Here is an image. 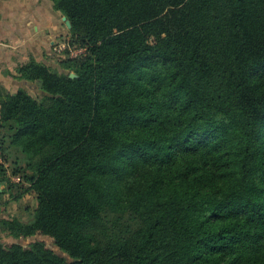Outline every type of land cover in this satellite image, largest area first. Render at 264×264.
<instances>
[{
    "label": "trees",
    "instance_id": "1",
    "mask_svg": "<svg viewBox=\"0 0 264 264\" xmlns=\"http://www.w3.org/2000/svg\"><path fill=\"white\" fill-rule=\"evenodd\" d=\"M50 2L43 95L0 91V184L36 194L0 264H264V0Z\"/></svg>",
    "mask_w": 264,
    "mask_h": 264
},
{
    "label": "crops",
    "instance_id": "2",
    "mask_svg": "<svg viewBox=\"0 0 264 264\" xmlns=\"http://www.w3.org/2000/svg\"><path fill=\"white\" fill-rule=\"evenodd\" d=\"M62 16L50 0H0V91L22 87L31 94V86L38 87L16 68L31 56L48 64L52 47L68 32Z\"/></svg>",
    "mask_w": 264,
    "mask_h": 264
},
{
    "label": "rangeland",
    "instance_id": "3",
    "mask_svg": "<svg viewBox=\"0 0 264 264\" xmlns=\"http://www.w3.org/2000/svg\"><path fill=\"white\" fill-rule=\"evenodd\" d=\"M64 16V15H63ZM63 24V23H62ZM64 25V24H63ZM59 40V39H58ZM52 49V48H51ZM54 51V50H53ZM51 51V54L47 57V63L51 66H57L58 56L62 55L61 51H55V53ZM68 53L70 56L77 55L80 53V48L76 47H69ZM31 94L32 96L36 97L37 99H40L43 95V91H41L36 85L31 86ZM2 160L0 161V163ZM4 166L6 167L5 175L9 178L3 184L1 185L2 191L0 192V218H6V217H14L17 219H20L22 222L28 221L33 212V207L36 203V194L34 191H29L23 195H21L18 198L11 197L10 191L7 189L9 184H18L20 183L21 177L17 174H12L11 166L8 165V163H4ZM26 184L24 182L14 185L12 188V194L19 193ZM34 238H38L40 240H43L46 245L52 249H54L56 252H58V249L53 245L51 240L47 237L36 235ZM2 241L3 243L7 244L13 241H18L19 243L26 245L29 240L24 239H15L11 236H8L7 234L2 235Z\"/></svg>",
    "mask_w": 264,
    "mask_h": 264
},
{
    "label": "built area",
    "instance_id": "4",
    "mask_svg": "<svg viewBox=\"0 0 264 264\" xmlns=\"http://www.w3.org/2000/svg\"><path fill=\"white\" fill-rule=\"evenodd\" d=\"M67 48V46H66V43H64V42H57L56 44H54V46H53V50L54 51H62V50H64V49H66ZM83 51V49L82 48H80V52H82ZM75 56V55H74ZM0 161H1V159H0Z\"/></svg>",
    "mask_w": 264,
    "mask_h": 264
},
{
    "label": "water",
    "instance_id": "5",
    "mask_svg": "<svg viewBox=\"0 0 264 264\" xmlns=\"http://www.w3.org/2000/svg\"><path fill=\"white\" fill-rule=\"evenodd\" d=\"M62 19H63L65 25L69 28L71 25H70L69 20L66 18V16H62ZM70 76H74V73H71ZM1 191H2V188H1V185H0V192Z\"/></svg>",
    "mask_w": 264,
    "mask_h": 264
}]
</instances>
